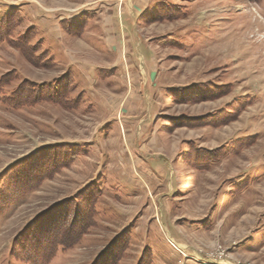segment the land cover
Wrapping results in <instances>:
<instances>
[{
    "label": "rangeland",
    "instance_id": "1",
    "mask_svg": "<svg viewBox=\"0 0 264 264\" xmlns=\"http://www.w3.org/2000/svg\"><path fill=\"white\" fill-rule=\"evenodd\" d=\"M66 73L63 104L0 101V264H45L92 182L46 264H264V0H0V100Z\"/></svg>",
    "mask_w": 264,
    "mask_h": 264
},
{
    "label": "trees",
    "instance_id": "2",
    "mask_svg": "<svg viewBox=\"0 0 264 264\" xmlns=\"http://www.w3.org/2000/svg\"><path fill=\"white\" fill-rule=\"evenodd\" d=\"M18 47L24 52L23 47ZM69 78L72 79L70 74L66 73L58 81L49 84L46 87H37V89L34 86L26 87V83H23L14 91L11 97L1 99L0 101L7 105L13 106L15 104L18 106L19 104L27 103L26 99L29 100L32 95H35L36 100L51 101L53 103L63 104V101L66 100L69 92ZM61 82H65L64 85L60 84ZM5 85H7V82L4 81L3 77L0 79V87ZM23 100L26 102L22 103L21 101ZM241 108H245V103L241 105ZM241 108L239 106L234 109L235 115L232 116L229 121L233 120L238 115V113L242 110ZM232 111L233 110H230L231 113ZM74 156H72L69 161L74 160ZM202 162L203 161L201 159L193 158L192 162H187V164L194 169L201 170ZM209 162L213 163L214 161L211 160ZM205 166H207V164ZM202 169H207V167H202ZM98 195L99 188L95 185V182L90 183L89 185H87V187L77 192L72 200L65 201V204L67 203V205L68 203H72L73 201V209L71 210L68 205L65 212L64 221L60 227L58 225L56 226L54 223H50L47 228L43 229L41 233L43 237H41V240H44L45 248L48 250V255H45V257L47 256V261L45 262V264L50 258H52L54 252L56 251V248L61 247L63 249H69L76 246L87 229L94 224V219L96 217L95 204ZM55 210V207H53L51 211L53 212ZM68 222L70 225L67 228L66 226ZM78 226H80L81 229L78 228L79 230H75V227ZM123 234L125 235V240L127 242V239L129 240V231L125 230L123 231ZM125 245L126 244H124L123 246ZM123 246L119 247L117 252H115V257H113L112 260L109 261V264H116L117 261L121 258V252L123 248H125ZM137 264H151L150 252L148 250V247H145L141 252Z\"/></svg>",
    "mask_w": 264,
    "mask_h": 264
},
{
    "label": "built area",
    "instance_id": "3",
    "mask_svg": "<svg viewBox=\"0 0 264 264\" xmlns=\"http://www.w3.org/2000/svg\"><path fill=\"white\" fill-rule=\"evenodd\" d=\"M193 254H195V256L204 257V258H207V259H214V260H217V261H228L229 264H236V263H232L231 261L227 260V258H224L222 255L213 256V255H208V254H202L200 252H196V253H193ZM184 257H186L185 254H184Z\"/></svg>",
    "mask_w": 264,
    "mask_h": 264
},
{
    "label": "bare ground",
    "instance_id": "4",
    "mask_svg": "<svg viewBox=\"0 0 264 264\" xmlns=\"http://www.w3.org/2000/svg\"><path fill=\"white\" fill-rule=\"evenodd\" d=\"M197 263V262H195ZM198 264V263H197ZM199 264H229L226 261H217L214 259H200ZM236 264H243V263H236Z\"/></svg>",
    "mask_w": 264,
    "mask_h": 264
},
{
    "label": "crops",
    "instance_id": "5",
    "mask_svg": "<svg viewBox=\"0 0 264 264\" xmlns=\"http://www.w3.org/2000/svg\"><path fill=\"white\" fill-rule=\"evenodd\" d=\"M150 63V62H149ZM151 75V74H150ZM153 78H155V77H153Z\"/></svg>",
    "mask_w": 264,
    "mask_h": 264
}]
</instances>
